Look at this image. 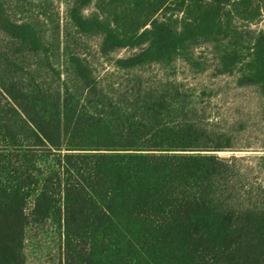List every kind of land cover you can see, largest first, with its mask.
I'll return each mask as SVG.
<instances>
[{"label": "trees", "instance_id": "trees-1", "mask_svg": "<svg viewBox=\"0 0 264 264\" xmlns=\"http://www.w3.org/2000/svg\"><path fill=\"white\" fill-rule=\"evenodd\" d=\"M55 1L0 0V264H28L49 222L62 264H264V31L237 25L264 0H62L65 26ZM81 38L130 83L105 84ZM178 62L253 91L262 134L211 120L209 86L141 75Z\"/></svg>", "mask_w": 264, "mask_h": 264}, {"label": "rangeland", "instance_id": "rangeland-1", "mask_svg": "<svg viewBox=\"0 0 264 264\" xmlns=\"http://www.w3.org/2000/svg\"><path fill=\"white\" fill-rule=\"evenodd\" d=\"M49 13L56 18L60 15L61 24L65 26L66 8L62 0H56L48 6ZM94 8H89L86 14H90ZM237 25L244 29H251L256 32L264 31V13L261 18L252 24L238 21ZM82 47L77 49L83 52L92 62L95 74L104 80L105 84H129L131 76L117 71L111 64L100 58L98 54L99 41L97 39L81 38ZM130 51L124 50L116 54L117 57H125ZM199 60L210 62L213 59L212 49L199 47L196 50ZM176 70L160 71L157 68L147 69L141 73L144 78H148L152 83L158 84L164 78L176 79L181 84L206 85L213 88L218 93L211 98L209 114L211 120H223V124L228 125L232 121H240L247 124L253 136L261 135L259 130L260 105L253 91L248 89H237L234 84L235 79L227 77H215L214 68L211 67L206 73L195 74L192 69L183 62H178ZM200 88V87H199ZM254 141V140H253ZM256 142V141H255ZM224 158H231L233 155L255 157L259 153H232L222 152L219 154ZM249 166H254L255 162L248 160L245 162ZM261 180V178H259ZM25 253L28 264H62L64 262V229L54 222H49L46 226H31L26 231Z\"/></svg>", "mask_w": 264, "mask_h": 264}]
</instances>
